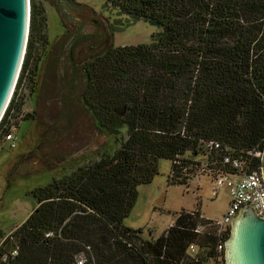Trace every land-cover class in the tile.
Segmentation results:
<instances>
[{
    "label": "trees",
    "instance_id": "16d2710c",
    "mask_svg": "<svg viewBox=\"0 0 264 264\" xmlns=\"http://www.w3.org/2000/svg\"><path fill=\"white\" fill-rule=\"evenodd\" d=\"M105 2L160 28L148 44L110 45L82 65L83 107L100 131L125 134L112 153L31 191L36 206L1 245L0 264H225L218 228L198 208L177 213L157 238L123 220L160 159L171 162L169 182L187 186L201 168L213 179L234 173L226 157L245 172L260 169L264 0ZM44 20L30 0L26 51L0 135L33 116L23 113L22 90L35 93L34 44H49L40 36Z\"/></svg>",
    "mask_w": 264,
    "mask_h": 264
},
{
    "label": "rangeland",
    "instance_id": "374dc122",
    "mask_svg": "<svg viewBox=\"0 0 264 264\" xmlns=\"http://www.w3.org/2000/svg\"><path fill=\"white\" fill-rule=\"evenodd\" d=\"M34 1L45 18L41 40L46 38L49 44L43 46L40 40L34 44L36 61L31 65L36 62L38 66V86L31 102L29 91L22 90L26 92L24 113H35V121L18 119L15 147L4 142L0 148V248L33 212L34 188L112 153L125 134L100 131L83 107L82 65L110 45L148 44L160 31L142 19L120 13L105 0ZM74 39L80 40L74 56L78 69L75 78L67 54ZM158 166L153 180L137 187L135 204L123 220L125 226L140 229L142 237L150 239L159 237L182 210L198 208L207 219L223 220L230 202L225 184L219 185L206 173L193 178L188 186L173 184L168 180L170 160L160 159Z\"/></svg>",
    "mask_w": 264,
    "mask_h": 264
},
{
    "label": "water",
    "instance_id": "95a60500",
    "mask_svg": "<svg viewBox=\"0 0 264 264\" xmlns=\"http://www.w3.org/2000/svg\"><path fill=\"white\" fill-rule=\"evenodd\" d=\"M30 0H0V120L14 91L26 51ZM264 179V149L261 154ZM225 264H264V216L244 206L225 241Z\"/></svg>",
    "mask_w": 264,
    "mask_h": 264
},
{
    "label": "built area",
    "instance_id": "2783aa9c",
    "mask_svg": "<svg viewBox=\"0 0 264 264\" xmlns=\"http://www.w3.org/2000/svg\"><path fill=\"white\" fill-rule=\"evenodd\" d=\"M17 124H12L9 130L0 135V144L9 142L11 148L15 147L16 136L14 131ZM257 156L261 154L257 153ZM226 163H230L234 168V173H217L214 176V181L219 185L225 184L229 189L230 202L226 214L222 221H214L215 226L218 228L220 243L218 244V251L223 252L225 249V235L230 229L233 218L244 206H252L261 216H264V179L260 169L245 172L243 170L242 162L232 160L229 157L225 158ZM205 168H201L197 176L204 174ZM173 175V171L169 172V176ZM202 227L198 229L201 230ZM196 250L194 245H190L189 251L194 253ZM17 253L14 250L11 254Z\"/></svg>",
    "mask_w": 264,
    "mask_h": 264
},
{
    "label": "flooded vegetation",
    "instance_id": "af4514ba",
    "mask_svg": "<svg viewBox=\"0 0 264 264\" xmlns=\"http://www.w3.org/2000/svg\"><path fill=\"white\" fill-rule=\"evenodd\" d=\"M69 2V0H68ZM80 42V40L78 39H74L73 41H71L69 47H68V59L71 61V63L73 64V69H72V73L73 76L75 78V75L78 72L77 66L75 64V58L74 56L79 52V49L76 48L77 44ZM73 78V77H72Z\"/></svg>",
    "mask_w": 264,
    "mask_h": 264
},
{
    "label": "crops",
    "instance_id": "0c3cea01",
    "mask_svg": "<svg viewBox=\"0 0 264 264\" xmlns=\"http://www.w3.org/2000/svg\"><path fill=\"white\" fill-rule=\"evenodd\" d=\"M36 79H37V76H36ZM37 86H38V83H37ZM37 86H36V89H35V92L37 93ZM22 93H26L25 91H22ZM30 97H29V101L31 102L32 101V95H29ZM25 99V98H24ZM25 106H26V101L24 100V105H23V111L25 112ZM23 112V113H24ZM31 114H33V116L31 117V118H29V119H33L34 121H35V116H34V114L35 113H31Z\"/></svg>",
    "mask_w": 264,
    "mask_h": 264
}]
</instances>
